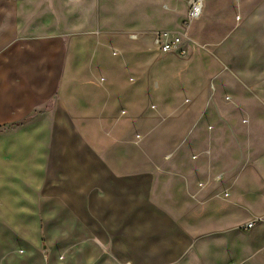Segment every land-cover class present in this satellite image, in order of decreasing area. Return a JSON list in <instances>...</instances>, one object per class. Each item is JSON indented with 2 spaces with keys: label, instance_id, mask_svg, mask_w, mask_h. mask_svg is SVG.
Segmentation results:
<instances>
[{
  "label": "crops",
  "instance_id": "0c3cea01",
  "mask_svg": "<svg viewBox=\"0 0 264 264\" xmlns=\"http://www.w3.org/2000/svg\"><path fill=\"white\" fill-rule=\"evenodd\" d=\"M190 2L0 0V264H223L264 218V157L205 146L180 101L212 78L264 124V0H201L192 55L159 52Z\"/></svg>",
  "mask_w": 264,
  "mask_h": 264
},
{
  "label": "rangeland",
  "instance_id": "374dc122",
  "mask_svg": "<svg viewBox=\"0 0 264 264\" xmlns=\"http://www.w3.org/2000/svg\"><path fill=\"white\" fill-rule=\"evenodd\" d=\"M224 61L228 64V66H223L227 74H223L224 77L221 83L229 87V60ZM216 82L209 78L203 83V87L202 83H195L201 87L194 91L191 86V91L185 93L180 98V101L187 108L188 114L186 116L192 122L195 121V124L192 122L190 124L191 127L193 125V131L205 138V146H213L215 141L218 144L221 141L226 143L229 147H233V151L228 155L229 162H238L243 167H246L248 163L251 164L252 156L264 157V127H262L264 124L249 123L247 121L246 107L239 105L242 102L237 99L235 92L215 90ZM135 99L138 105H142L144 112L147 111L150 104L157 103V98L150 91L139 92ZM243 120H246V122L243 123ZM219 161L220 165H222L223 160ZM220 171L221 169L215 173ZM9 175L24 181V179L30 178L31 172L15 170L9 172ZM7 177L8 172L0 170V178ZM222 178L223 181L225 177L222 176ZM222 183H215L216 188L219 189V185ZM6 189L3 188V191ZM13 191L15 193L22 191V187L16 185ZM247 203L250 202H246V199H239L237 202L239 215H244L249 211L252 213L255 210H251ZM257 212L255 211V213ZM256 217H258V214L254 216V218ZM31 221L33 222V220ZM246 222V220L240 222L237 229L238 232L233 231L231 240L229 238L228 241H225L232 244V247L236 250L231 252L229 246H224V251L221 252L224 260L223 264H264V218L258 220L252 229L244 227Z\"/></svg>",
  "mask_w": 264,
  "mask_h": 264
},
{
  "label": "built area",
  "instance_id": "2783aa9c",
  "mask_svg": "<svg viewBox=\"0 0 264 264\" xmlns=\"http://www.w3.org/2000/svg\"><path fill=\"white\" fill-rule=\"evenodd\" d=\"M202 4L201 0H191L189 8L185 14L183 20V31L181 33H171L168 31H157L152 34V42L157 50L161 53L174 54L179 58H188L192 55L194 51V44L191 42L190 38L186 35L185 30L189 27L190 23L198 18L201 14ZM134 37V35H132ZM246 120H243L245 123ZM217 181L221 180V175L217 174L215 176ZM200 187L201 183L198 184ZM261 220L260 217H256L246 222L244 227L250 229L253 225Z\"/></svg>",
  "mask_w": 264,
  "mask_h": 264
}]
</instances>
